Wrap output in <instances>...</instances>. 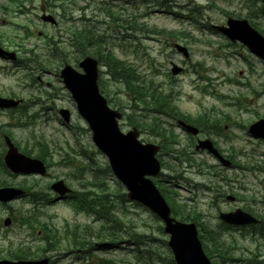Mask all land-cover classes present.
<instances>
[{
	"label": "rangeland",
	"instance_id": "rangeland-1",
	"mask_svg": "<svg viewBox=\"0 0 264 264\" xmlns=\"http://www.w3.org/2000/svg\"><path fill=\"white\" fill-rule=\"evenodd\" d=\"M14 1L0 0V7L5 9V12L0 10V42L17 54L16 61L0 58V95L22 98L25 109L0 110V140L3 135H7L6 132L9 133L19 149H27V154L31 156H36L39 148L48 146L49 151H43L42 155L44 160H48L49 166L47 177L0 173V178L4 176L10 185L20 184L46 191L50 196L52 192L49 185L55 179H63L71 189L77 188V191L86 182H90L91 187L87 185L88 188L101 187L98 192L101 190L109 194L114 206L113 212L121 215L123 240H130L128 232L133 230L150 234L160 240V244L165 241L166 245L167 235L163 232L161 222L143 206L124 201L120 197L121 193H125L124 187L120 188L116 178L105 172L106 157L92 143L90 131L78 115L59 76L64 63L80 70L76 60H80L81 54L70 46L71 38L67 28L85 29L90 31L92 38L104 37L95 50L100 49L102 55L110 53L126 61L145 79H154L155 83H160L165 92L175 97L174 103L183 114L197 115L212 110L229 116V121L222 123V126L228 125L227 133L232 135L231 145L235 150L245 153L235 156L236 168L218 165L207 153L198 152L194 155L195 162L205 163L201 173L197 168H190L187 163L165 155L162 159L165 164L162 170L164 174L154 177V181L161 191L162 183L167 186L163 194H169L181 205L182 211L188 216L187 222L202 224L205 229L217 235V240L223 242L221 247L225 252L221 254L217 246L212 250L210 259L214 264H245V259L264 260L263 236L248 230L222 227L217 217L220 211L249 208L264 218V172L245 169V166L254 165V160L258 163L257 151L263 147L247 133V126L264 116V62L251 55L241 44L229 42L222 34L210 28L213 24H224L227 14H230L246 18L264 34V16L258 9L264 6V0H170L168 9L158 7L153 0H136V7L129 19L132 25L143 27V30L123 28L106 14L80 10L78 7H83L85 0ZM59 5L63 8L66 6L65 16L70 20L62 18L63 10ZM111 10L119 15L115 9ZM42 12L51 15L57 24L43 21L40 18ZM186 13L195 18L196 24L187 20V17L183 22L174 17L186 16ZM85 16L91 18L90 24L83 21ZM125 17L127 13L122 16ZM154 29L182 32L185 37L176 41L168 40L167 36L152 33ZM25 30L30 35L21 39ZM126 32L131 37H122ZM49 38L52 41L61 39L62 42L48 45ZM171 41L185 45L189 49V57L185 59L175 51ZM19 44L27 49H20ZM87 48L95 51L93 47ZM29 50L32 51L27 52ZM35 56L37 62L26 59ZM170 62L182 66L184 71L173 75ZM98 84L103 95L112 100L110 104L114 108L117 105L124 108L128 104L129 95L124 85L116 81L111 76V70L103 64H99ZM228 102H231L230 107L226 105ZM234 102L239 107L233 106ZM60 108L71 112V121L67 125L58 113ZM133 114L146 121L145 133H140L139 138L145 142H156V137L147 133L157 130L149 122L150 113L135 109ZM162 120V128L173 129V133L178 136L177 145L185 148L187 139L184 133L176 126H171L175 123L174 119L165 117ZM15 124L22 127H16ZM132 126L125 119L120 120L122 131ZM36 141L43 143L38 144ZM83 165L85 167L81 169ZM207 165L216 166L214 168L220 171L223 179L211 174L212 168ZM156 180H160V183ZM198 184H205L211 189L198 188ZM227 194L238 195L239 199L228 201L225 198ZM32 214L50 226L49 229L57 237L61 235L55 232L62 226L70 230L73 224H85L90 225L92 231L98 227V221L82 213H75L67 202L39 205L37 210L32 209L24 198L8 204L0 203V259L16 260L20 254L28 252L35 257L26 259L48 256L52 264H139L135 257L137 249L132 240L120 246L101 247L98 244L103 241L90 237L81 241L85 245L83 249L74 250L71 236L65 235L58 250L46 251V254L38 256L40 253L33 252H42L44 237L41 231L44 228L35 225L31 229L22 222L24 215ZM7 216L11 217L12 222L4 226L3 220ZM148 246L149 242L143 244V247Z\"/></svg>",
	"mask_w": 264,
	"mask_h": 264
},
{
	"label": "water",
	"instance_id": "water-1",
	"mask_svg": "<svg viewBox=\"0 0 264 264\" xmlns=\"http://www.w3.org/2000/svg\"><path fill=\"white\" fill-rule=\"evenodd\" d=\"M227 25L228 27L217 28L232 40L241 41L252 53L264 60V37L255 31L247 20L229 18ZM175 47L187 56L185 47L178 44H175ZM0 53L13 56V53H5L1 50ZM79 66L83 69L82 73L66 65L60 75L76 102L79 114L86 120L92 131L93 142L108 156L114 175L126 187L127 198L145 205L162 220L164 232L169 234L167 245L176 264H211L202 250L195 224L179 222L170 217L168 205L148 178L150 175L157 174L160 169L159 162L154 157L158 147L152 144H141L137 140L136 130H131L126 134L119 131L116 118H120V114L107 106L106 99L98 91L96 60L85 57ZM178 71V68L172 70L173 73ZM19 102L20 100L0 97V108L15 107ZM60 114L66 122L69 120L67 109H61ZM186 127L190 131H196L194 127L189 125ZM249 133L255 137H264V119L253 122L249 126ZM5 143L7 150L4 155V163L10 171L41 175L46 173L45 165L41 160L20 153L7 136ZM199 148H206L217 155V151L207 139L199 141L196 149ZM221 161L224 164L229 163L224 159ZM51 188L59 194L68 191L62 180L54 182ZM20 194L19 189L1 187L0 201L6 202ZM228 198L232 197L228 196ZM219 218L227 223L239 225L257 222V219L240 209L220 212ZM9 223V218H6L4 224L8 225ZM0 264H48V259L17 261L1 259Z\"/></svg>",
	"mask_w": 264,
	"mask_h": 264
},
{
	"label": "trees",
	"instance_id": "trees-1",
	"mask_svg": "<svg viewBox=\"0 0 264 264\" xmlns=\"http://www.w3.org/2000/svg\"><path fill=\"white\" fill-rule=\"evenodd\" d=\"M160 4H163L164 1H160ZM158 3V4H159ZM159 4V5H160ZM264 14V8L262 9ZM79 31V30H78ZM82 32L75 33V40L76 44V51L82 54H94L100 62L104 63L110 70L113 78L121 82L124 85L126 93L129 95V102L125 106L127 109H131L136 105H142L150 110L156 111L159 113L165 107H170L169 102L167 101V97L163 94V91L158 88L157 86H153L149 84V81L144 80L136 70L128 64L126 61L119 60L115 58L111 54L102 55V51L100 49L95 50L97 48V41L91 37L90 32L86 34L85 44L87 47H93L95 51H90L88 48H84L82 45ZM99 43V42H98ZM174 112L173 110H171ZM125 116L128 120L139 126L141 129L146 127L144 119L133 118L130 113H126ZM200 126L205 131H209L208 125L210 124H218L221 123L222 116L218 117L216 113L212 111H208L206 113L200 114ZM151 126L155 129L159 128V124L151 123ZM161 133H158L160 136V145L164 149L171 148L169 143L168 135L164 129L160 130ZM7 133V132H6ZM10 135L9 133H7ZM172 138V136H171ZM38 144H42L43 142L36 141ZM3 149L4 145L2 140H0V173L5 174L9 173L8 170L3 165ZM25 148H22L23 151L28 153ZM45 151L47 153L49 151L48 146L43 148H39L37 156L44 160L42 152ZM84 165L80 167L84 169ZM105 172L109 173L108 166L105 169ZM3 176V175H2ZM4 177V176H3ZM1 177V185L7 184V181ZM95 182V179H93ZM103 183V182H100ZM90 186V182H86L79 191L75 192V198L73 199L72 203L77 210L83 211L86 214L93 215L96 219L100 221L98 227L92 231L90 225H83L80 226L78 224H73L70 230H68L67 226H62L58 231L55 233L60 234V237H57L50 229L47 224H44L36 219L34 214L28 216L24 215L22 217L23 224H27L30 228L35 227H43L44 230L41 231L42 237H44V245L42 248V252L34 251L33 253H40L37 254L41 256L46 254L52 250H58L59 244L65 240V235L71 236V240L73 241L74 250L83 249L85 246L81 241L83 239H88L90 237H94L100 241H110L112 244L119 245L122 243L124 239L123 236V223L122 218L119 213L113 212L114 206L109 198V194L104 193L101 187H97L95 189L88 188ZM43 197L41 192H34L31 193V200L35 203L38 199ZM120 197L124 199V192L121 193ZM166 198L168 199L171 210L174 216H179L180 220L185 221L187 220V215L182 211L181 205L172 199L170 195H167ZM33 216V217H32ZM199 230L201 234L199 235L201 241L203 243L204 251L209 257H212V250L215 248H219V252L222 254L224 248L222 249L223 242H220L216 239L217 235L214 234L212 230H207L204 228L202 224H198ZM204 229L208 234H205ZM46 237V238H45ZM128 237H130L133 241L143 247V244L149 242L148 247H143V249H139V254H136V261L139 264H175L172 255L169 249L165 245V241L156 240V238L152 237L150 234L147 236V239H143V235L141 233L134 232L133 230H129ZM160 241V242H159ZM217 246V247H216ZM71 248V247H69ZM82 251V250H81ZM46 252V253H45ZM31 255V253L23 252L18 257L20 258H27V257H35ZM9 257H13L10 256ZM247 264H260L256 259H250Z\"/></svg>",
	"mask_w": 264,
	"mask_h": 264
},
{
	"label": "flooded vegetation",
	"instance_id": "flooded-vegetation-1",
	"mask_svg": "<svg viewBox=\"0 0 264 264\" xmlns=\"http://www.w3.org/2000/svg\"><path fill=\"white\" fill-rule=\"evenodd\" d=\"M97 1V3H96ZM101 1L102 0H85V4L83 7H81L82 11H96L97 13H101L102 10V6H101ZM127 4L130 5L131 4V0H126ZM97 4V5H96ZM130 8V7H129ZM134 8V7H133ZM95 12V13H96ZM128 16L130 17V10L127 11ZM91 18L85 16V18H83V21L86 24H89L91 22L90 20ZM128 28H130V23L128 24ZM191 121L193 123V126L196 127L198 129V136H193L192 137V146L187 147L185 150V152L182 154L183 157H185L186 159H188L190 156L196 155L198 154V151L195 150V146H196V142L199 138H208L211 140L213 146H215V148L219 151V153L221 154V156H223L224 158H226L227 160H229L231 162V165L229 166V168H236L238 165L235 163V156L237 155H245V153H243L241 150H235L234 147L231 145V143L227 140H224L223 138V134H226L227 131V125H224L223 130H221L220 132H211L207 135L206 132L202 131L203 128L199 127L200 125V119H196L195 115L192 116ZM226 137H230L232 139V135L228 134ZM257 142L260 143L263 147L262 150H258V164L256 166V170L259 172H264V139H257ZM229 145V146H228ZM202 152H206L201 150ZM209 154V153H208ZM210 157L219 165L220 164V160L219 158H217L216 156H214L213 154H209ZM221 165V164H220ZM235 196V195H234ZM239 199L238 195L235 196V200ZM264 204V202L262 203ZM252 229V228H251Z\"/></svg>",
	"mask_w": 264,
	"mask_h": 264
},
{
	"label": "bare ground",
	"instance_id": "bare-ground-1",
	"mask_svg": "<svg viewBox=\"0 0 264 264\" xmlns=\"http://www.w3.org/2000/svg\"><path fill=\"white\" fill-rule=\"evenodd\" d=\"M106 51V50H105ZM106 53V52H105ZM110 54V53H109ZM44 163L46 164V165H48L49 166V164H48V160L47 159H45L44 160ZM257 215H259V213H256Z\"/></svg>",
	"mask_w": 264,
	"mask_h": 264
}]
</instances>
